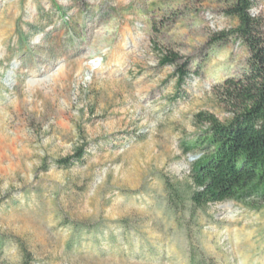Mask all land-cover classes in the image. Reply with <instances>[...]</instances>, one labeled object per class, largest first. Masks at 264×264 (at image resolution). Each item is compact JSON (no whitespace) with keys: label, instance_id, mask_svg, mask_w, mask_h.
Listing matches in <instances>:
<instances>
[{"label":"rangeland","instance_id":"374dc122","mask_svg":"<svg viewBox=\"0 0 264 264\" xmlns=\"http://www.w3.org/2000/svg\"><path fill=\"white\" fill-rule=\"evenodd\" d=\"M230 2L0 0V264H23L21 244L30 264H264L263 200L167 201L199 157L181 147L196 115L238 108L249 52L220 39Z\"/></svg>","mask_w":264,"mask_h":264},{"label":"trees","instance_id":"16d2710c","mask_svg":"<svg viewBox=\"0 0 264 264\" xmlns=\"http://www.w3.org/2000/svg\"><path fill=\"white\" fill-rule=\"evenodd\" d=\"M255 5V0H231L226 9L238 25L220 39L236 36L242 40L249 52V69L238 81L229 82V96L238 102L229 120L221 122L205 113L196 115L202 129L193 140L181 143L184 153H199L191 163L189 180L182 185L165 178L167 201L173 210L183 207L193 215L197 209L227 200L243 202L256 197L264 201V28L262 20L252 13ZM175 61L174 56H165L162 64ZM177 75L182 84L190 74L181 66ZM85 154L81 146L73 155L55 159L54 163L69 168L81 163ZM21 245L22 262L30 264V252Z\"/></svg>","mask_w":264,"mask_h":264},{"label":"water","instance_id":"95a60500","mask_svg":"<svg viewBox=\"0 0 264 264\" xmlns=\"http://www.w3.org/2000/svg\"><path fill=\"white\" fill-rule=\"evenodd\" d=\"M194 158H196V159H197V158H198V156H192V158H191L190 160H192V159H194Z\"/></svg>","mask_w":264,"mask_h":264}]
</instances>
